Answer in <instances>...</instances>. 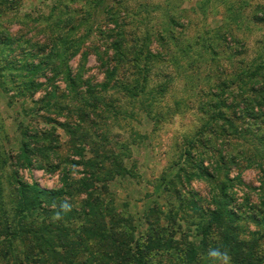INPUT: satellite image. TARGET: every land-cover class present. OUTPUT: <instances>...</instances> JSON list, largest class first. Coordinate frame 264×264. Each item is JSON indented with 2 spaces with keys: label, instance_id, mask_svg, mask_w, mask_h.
<instances>
[{
  "label": "rangeland",
  "instance_id": "obj_1",
  "mask_svg": "<svg viewBox=\"0 0 264 264\" xmlns=\"http://www.w3.org/2000/svg\"><path fill=\"white\" fill-rule=\"evenodd\" d=\"M56 1L22 0L17 15L11 16L8 10L1 22L7 32L3 30L0 38L17 39L16 44L10 41L6 48L7 58L13 60L11 64H7L0 52V66L3 64L5 75L12 80L7 90L0 91V150L10 156L4 166L10 175L15 174L29 184L57 189L61 186V171L68 170L76 176L83 174L80 165L62 160L66 157L78 160L76 153L89 155L91 141L98 146V141L103 144L104 137L105 143L113 146L119 143L126 149L122 152L123 163L133 174L114 176L109 181L110 194L105 192L104 197L110 202L104 207L122 210L136 232L148 229L145 217L154 220L158 228L166 229L164 214L170 202L187 206L190 202L203 209H215L214 198L219 199L217 194L224 191L231 195V205L244 211L249 205L263 208L264 172L249 165L251 149L246 154L248 159L236 151L248 150L251 144L260 149L259 156L264 155L257 148L258 143H264L255 142L251 133L254 127L264 129V122L261 118L248 117L243 110L249 109L247 103L237 97L244 93L250 98L249 87L238 90L236 82L233 85L228 82L247 75V69L256 70L257 75L248 82L264 89V0H100L82 16L78 14L81 2L69 1L64 6ZM55 3L65 13L44 21L40 28L37 23L25 20L26 15L35 17L39 11L49 13ZM87 17L90 19L84 23ZM56 26L73 40L76 54L70 58V65L74 74L80 75L81 95L69 93L61 75L42 70L38 79L44 85L33 98H40L55 85L54 102L31 116L25 109L32 101L26 93L19 92L23 90L16 84L21 82L22 86L31 74L27 64L32 54L42 57L54 49L51 31ZM119 30L123 32L121 49L137 42L140 47H151L154 57L148 61L136 50L123 53V57L117 54L113 42ZM30 36L37 44L22 41ZM10 47L14 52L9 51ZM113 68L115 72L111 71ZM51 77L53 80H48ZM227 83L237 93L226 96L228 106L224 111L219 100L225 97L222 92ZM83 101L91 104L84 107ZM219 111L225 112L226 119L212 121L210 115H218ZM20 120L41 135L48 132L49 138L55 139L51 145L57 148L50 160L41 161L34 154L32 166L23 163L17 154ZM198 129L202 132L197 133ZM233 129L244 130L240 135L248 140L246 145L238 146L237 139L226 136ZM195 136L194 150L189 147L186 150V143H191ZM188 151L193 153L192 158ZM228 154L238 161H226L224 157H229ZM200 159L204 170L207 168L213 177L199 168ZM256 160L261 161L258 156ZM172 185L181 197L167 191ZM82 195L86 196V192ZM62 198L52 202L47 199V204L62 203ZM243 214L242 217L246 215ZM190 216L188 220L177 216L182 230L173 234L174 239L184 235L189 241L198 240L196 233L201 226H197L199 221L193 214ZM240 222L244 232V226L255 229L252 222L247 225L244 220ZM93 223L96 222L89 219L87 226L92 228ZM223 229L222 225L217 226L214 235ZM100 237L89 234L81 253L100 250V245H96V241L102 240ZM111 241L110 238L108 243ZM150 241L151 246L157 245L155 240ZM162 241L167 242L165 238ZM0 246L4 248L2 251H8L7 243L1 242ZM24 246L25 241L19 248Z\"/></svg>",
  "mask_w": 264,
  "mask_h": 264
},
{
  "label": "trees",
  "instance_id": "obj_2",
  "mask_svg": "<svg viewBox=\"0 0 264 264\" xmlns=\"http://www.w3.org/2000/svg\"><path fill=\"white\" fill-rule=\"evenodd\" d=\"M57 1L63 3L64 6H67L66 3L69 1L81 2L78 13L80 16L86 15V10H90L93 5H97L100 2V0ZM21 4L22 0H0V34L3 30L7 32L5 27H1V22L6 15L5 12L9 10V12H12H10L11 16L13 14L16 16ZM74 8L77 9L76 7ZM64 13L65 11L55 3L49 13L45 14L39 11L34 15L35 17L26 15L25 20L37 23L40 28L42 26L41 23H44V21H51L52 17H57ZM89 19L90 17L85 18L84 23L89 21ZM23 23L25 24V22ZM28 23L26 22L25 25ZM40 30L42 31V27ZM51 32L54 49L49 53L43 54L42 57L35 53L34 55L32 54L27 64L31 74L26 77L22 86L21 82L16 84V87H21L23 90L19 92L26 93L31 99L30 101H32V105L25 109V112L32 113L30 114L31 116L35 115L33 113L38 114L37 110H43L51 102H54L55 85L50 91L46 90L40 98H33L34 93L44 85L38 79L42 74L39 72L42 70H47L49 73L54 72L56 76L61 75L67 91L76 96L77 94L81 95V90L78 89L79 80L81 79L80 75L74 74L75 72L70 65V58L76 54L73 49V40L57 26L53 27ZM116 35L117 39L113 43L116 53L122 57L123 53L129 54L131 50H136V53L143 54L148 61L149 58L154 57L151 47L146 45L140 47L137 42L121 49L120 41L122 39L120 38L123 32L119 30ZM167 36L170 37L171 35ZM16 40V38L10 39L9 36L0 38V52L4 59L8 60V65L13 60L9 57L7 58L9 53L6 48L10 41L16 44ZM31 40L30 36L22 41L24 43L37 44ZM64 45H67V47H64ZM147 45H150V42ZM11 47L9 51L14 52L15 49ZM30 48L32 47L30 46ZM42 58L47 60L44 61ZM3 67V64H1L0 91L1 89L7 90L9 83L12 81L10 77L5 75ZM111 71L115 72V68ZM247 73V75H241L237 79L229 80L228 83L233 85L236 82L240 87L238 90L249 87L248 90L252 92L250 98L244 93L238 94L237 97L239 101L244 100V103H247L249 109L243 110L248 117L261 118L264 122V111L261 110V107H264V89L257 88L254 86L255 83L250 84L248 82L251 77L254 78L257 75L258 72L256 70L247 69ZM48 80L52 81L53 78L51 77ZM228 83L223 86L224 90L222 93H225V97L219 100L224 111L228 106L226 96L237 93L228 87ZM87 104L91 103L83 101L82 106L85 107ZM254 106H256L258 111L254 110ZM92 107H95V105L93 104ZM249 110L251 113L248 112ZM224 111H219L218 115L211 114L210 118H212V121L221 122L226 119ZM259 112L263 114L260 115ZM233 113L235 114V111ZM18 122L20 137L17 154L22 158L23 163L32 166L34 154L41 158V161L50 160L57 148L51 145V141L55 142V139L49 138L50 134L48 132L41 135L39 131H34L28 124L25 125L23 120ZM1 129L2 123L0 131ZM263 130L260 127H254V131H251V133H254L255 142L264 143ZM201 132L202 129L197 130V133ZM240 132L244 133V130L233 129L231 134L228 133L226 136L237 139L238 146L243 147V145L248 143V140L242 138ZM96 137H98V133ZM195 139L196 136L191 139V143H186V150L188 147L194 150L195 144L192 143ZM104 141L105 138L103 137V144L98 141V146L96 142L91 141L89 155L75 152V155L79 157L78 160L70 157L62 160V162L80 165L83 169V174L76 176L71 171H61V186L57 189H47L40 187L36 183L29 184L25 180L17 178L15 174L10 175L4 167L8 163L10 156L8 152L0 150V244L1 242L7 243L8 246V251L6 249L2 251L4 248L2 249L0 246V264H212L208 253L213 248L227 250L231 257V264H264V202L261 209H258V206L249 205L247 211H244L241 207L231 205L230 200L232 197L226 191L217 194L220 197L219 199L214 198L216 199L215 209H210L209 207L203 209L195 203L192 205L189 202L188 206L191 208V213H189L187 204L175 205L174 202H170V207L166 210L167 214H164L167 221L165 225L167 232L165 228H158L155 221L150 219V217H145V221H148V229L140 233L136 232L131 220L122 215V210L104 207V204L110 202H106L107 196L104 197L106 195L105 192L110 194L108 192L109 181L114 176L133 175L123 163L122 152H125L126 149H122V144L117 143L113 146L112 143H105ZM259 145L260 147L257 148H261L264 152V144L258 143ZM250 149L253 153L251 154L252 158L248 160L249 165L251 167H260L259 169L264 172V155L262 157L261 155L259 156L260 149L257 150L250 144L248 150L239 148L236 152L238 155L240 153L246 157ZM187 155L192 158L193 153L188 151ZM228 155L229 157H224L226 161H238V158L233 154ZM257 156L260 157L261 161L256 160ZM246 159L248 158L246 157ZM106 163H109L111 167L106 165ZM198 163L199 168L203 171V160L200 159ZM212 163H217V161H212ZM183 165L185 164L182 163ZM104 166H107V168L102 171ZM204 173L213 177V174L208 172L207 168H205ZM83 191L86 192L84 197L82 195ZM167 191L176 193L178 198L182 196L173 185ZM60 196H63L62 199H64L62 203L47 204V199L52 202L53 199H57ZM65 201L71 204L70 211L65 212L60 208V205ZM254 211L255 213H253ZM257 211L259 212L257 213ZM57 213H59L60 219H54ZM190 214H193L199 221L197 226H201L196 233L198 240L195 242L189 241L184 235L179 240L174 239L173 234L182 230L177 216L188 220L191 217ZM241 214L244 216L242 217ZM89 219L96 222L93 223L94 226L92 228H89L90 225L87 226ZM243 220L246 225L252 222L255 229H248L244 226L246 229V232H244L239 226L240 221ZM219 225H222L225 229L214 235V229ZM2 234L3 238H1ZM89 234L95 238L97 235L101 236L102 240L96 241V245H100V250L95 249L96 253H81L80 248L89 240ZM84 236L86 239H84ZM110 238L112 241L108 243ZM163 238L167 242L162 241ZM151 239L155 240L157 245L151 246ZM23 241H25V246L19 248L20 245L22 246ZM119 251L126 253H110Z\"/></svg>",
  "mask_w": 264,
  "mask_h": 264
},
{
  "label": "clouds",
  "instance_id": "obj_3",
  "mask_svg": "<svg viewBox=\"0 0 264 264\" xmlns=\"http://www.w3.org/2000/svg\"><path fill=\"white\" fill-rule=\"evenodd\" d=\"M60 208L67 212L71 210V204L65 201L63 204L60 205ZM59 213L56 214L54 219H60ZM208 256L212 260V264H231V257L228 254L227 250H221L220 248L210 249Z\"/></svg>",
  "mask_w": 264,
  "mask_h": 264
}]
</instances>
